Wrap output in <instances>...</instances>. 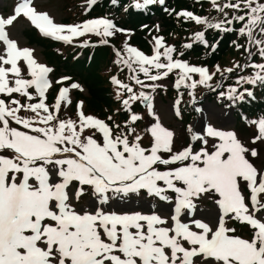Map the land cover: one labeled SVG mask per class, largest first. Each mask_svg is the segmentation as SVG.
<instances>
[{
  "label": "snow or ice",
  "instance_id": "obj_1",
  "mask_svg": "<svg viewBox=\"0 0 264 264\" xmlns=\"http://www.w3.org/2000/svg\"><path fill=\"white\" fill-rule=\"evenodd\" d=\"M97 3L89 0L90 6ZM156 3L163 6L166 0H143V4L137 0L133 6ZM210 3L224 13L223 21L213 23L187 10L176 15L245 36L249 46L244 48V64L224 69L217 64L210 72L207 66L174 59L177 49L167 46L162 36L153 37L151 56L125 43L124 53L116 51V63L129 69L136 85L153 91L162 85L146 84L140 73L157 82L179 70L173 85L177 91L198 86L215 90L228 74L252 68L253 75L238 76L235 86L219 96L232 102L254 97L252 90L241 91L239 86L264 87V63L252 62L253 48L264 60V0ZM225 9L233 10L231 18ZM21 17L45 37L64 43L88 33L108 38L126 32L109 18L58 24L47 12L38 11L33 0H18L12 14L0 15V264H264V165L258 168L249 158L260 156L257 149L245 146L234 131L208 125L202 134L189 126L190 142L177 150L176 134L161 123L151 94L137 93L116 77L112 82L128 94L122 100L129 114L123 125L112 116L103 120L85 115L83 102L78 103L77 118H62L61 104L70 105V89L61 88L51 107L46 103L52 86L48 74L53 69L39 63L33 49L20 47L7 30ZM234 22L242 26L226 27ZM193 40L209 46L203 31ZM232 43L237 50L244 47ZM192 46L187 43L184 48ZM217 47L218 43L211 45L212 51ZM20 61L30 78L23 74ZM217 73L221 80L214 88L210 82ZM71 88L79 85L73 83ZM137 101L155 118L142 131L135 125L143 116L132 111ZM179 104L177 99V116ZM250 123L258 128L252 143H264V117ZM196 142L202 145L198 150ZM85 186L92 189L94 199L77 209L73 200L86 194ZM141 192L173 205L172 214L114 210V203L127 204ZM208 197L218 208L214 224L196 218L197 202ZM230 224L242 226L248 236L238 234Z\"/></svg>",
  "mask_w": 264,
  "mask_h": 264
},
{
  "label": "rangeland",
  "instance_id": "obj_2",
  "mask_svg": "<svg viewBox=\"0 0 264 264\" xmlns=\"http://www.w3.org/2000/svg\"><path fill=\"white\" fill-rule=\"evenodd\" d=\"M109 1L110 0H98L97 4L90 6L89 0H33V5L38 11L47 12L53 18L54 22L64 25H75L93 19V16L103 15L99 18L112 19L119 29L126 30V32H116L113 37L104 38L102 36L88 33L84 36L73 38L72 42L70 43L59 41V43H62L59 44L52 42L50 40L51 37L41 38L40 35H37V33L32 29L33 27L31 23L24 17L19 18L18 21L14 23V26L7 29L10 33V37L16 40L20 47H28L33 49V55L36 60L39 63L45 64L46 66L53 69V71L48 74V77L52 82V86L46 93V95H51V104L49 105L50 107L54 104L61 88L70 89L68 93V96L71 100L70 105L65 106L64 102L61 104V112L64 116H67L65 118H77L78 103L83 102L82 110L85 115L90 114L103 120H107L109 116H112L115 122L120 123L121 125H123L124 122L128 120V113L126 114V118L120 119V112L126 113V111L123 110L122 100L126 98L128 94L123 89L119 88L118 85L112 82V77H116L122 83L129 84L137 93L141 91V86L136 85L134 80L131 79L132 73L127 67L126 69L120 68V72H124L121 75L111 72L112 69H115L113 61L116 63V61L119 59L116 56V51L119 50L121 53H124L125 43L129 44L130 46H134L138 50L143 51L145 54L151 56L153 55L154 48L153 37L162 36L164 37L167 46H175L177 49V52L174 53V57H176L174 59H182L196 66H207L210 72L215 71V65H202L200 62H197L192 55H186V53H184L182 57L179 56V53L185 50L184 45L194 41V34L201 31L205 33V29H207V27L203 24L198 25L194 21H188L183 17L178 18L176 12L171 11L172 8L176 7L168 6V0H166V4L161 8H164V11H166V9L170 10L171 12L167 11L168 14L165 16H173L175 19V22L170 28H166L160 18L157 17H152L153 19L146 25H143V23H138L136 26L131 25L120 27L121 25H119L115 20L119 18V16H116V14H108L109 12L96 14V8L102 7L104 2L108 4ZM17 2L18 0H0V15L7 17L12 14L14 6ZM218 2L222 4L221 1L218 0ZM196 4L197 7L194 9L178 8L176 11L177 13H179L181 10L192 11L195 15L202 18H208L210 21L217 15L219 16L220 20L223 21L225 19L224 13L215 10L214 6L210 3V0H199V2L196 1ZM125 5L126 4H122L121 8L125 9ZM225 11L228 14V18H231V16L234 14L233 10L230 11V9H225ZM157 26H159V31H157ZM234 26H238L239 28L242 25L236 22H234L232 25H226V27L232 28H234ZM27 31H33L41 40L43 39L46 41H51L53 43L51 45V49L53 52L59 55V59H63L64 56L72 57V55L81 50L80 48L84 49L85 51L92 50V56L94 50L97 48H109L110 52L108 54H111V59L113 60L111 61V64L109 61L102 64L100 73H103L104 76L106 75V86L108 87L107 95L111 99L112 107L93 106L94 102H89L87 89L80 80L79 76L64 71L63 68H60L61 64L58 61H51L46 55L45 49L43 46H41L40 42L38 44L30 43L25 35ZM235 35L236 38L234 41L240 45H243L244 47L237 50L235 45H232L231 48L233 52L227 54V58L218 64L221 69L233 67L235 63L244 64L247 60V53L244 51V48L249 46L247 38L245 36H240L238 32H236ZM105 39L108 41L107 43L102 42ZM161 51H163V49H161ZM252 51L254 52L256 49L253 48ZM177 56H179V58ZM19 63L23 69V74L25 77L30 78L28 76L26 64L23 61H20ZM116 64L118 67H120V64ZM250 69L252 68H245L243 71L236 70L233 73L228 74V78L225 79L222 84H224L227 89L229 86H234L233 83H235L237 77L240 75L248 76V70ZM178 71L179 70H174V72L171 73L169 77L157 82H151L148 80L145 81L144 79H141L146 84L156 83L158 85H162V87H157L154 91L149 88L150 90H145V92L150 93L153 97L152 103L154 105V111L159 117L161 123L165 127L175 132L176 149L179 150L182 145L187 146V144L190 142L191 133H189L187 130L189 126H191L193 130L202 134L205 127L211 125L217 129L234 131L237 134V137L245 144V146H247L249 149L255 147L260 153L258 158L249 157L254 165L258 168L264 165V143H260L259 141H257L256 144L252 143L253 138L258 134V129L249 125L244 127L239 125L238 120H236L234 115V109L232 110L231 101H229L227 98H220V92L218 94H200V92H202L201 89H203V86H198L195 90L181 87V89L177 91L173 85L177 78L176 73ZM153 74H155L154 71ZM63 77H69L70 79L64 80L63 83H57V81L61 80ZM142 77L143 76H140V78ZM194 78L198 80L199 76L195 75ZM220 80L221 77L219 73H217L210 83L213 85V87H215V85L220 82ZM73 83L78 84L79 88L72 89L71 85ZM166 88H171L174 94L169 95L167 93L164 95L162 90ZM190 91L198 92L196 95L193 93L191 97V99H195V101L192 102V107L195 112L192 118L188 120L185 125V123H181L182 119L178 118L176 114V107L174 106L176 100L179 99V95L181 96V93L183 94L182 97L184 98L185 93L187 94ZM118 93L119 99H117ZM196 109H200V111H196ZM132 111L143 116V119L138 121L135 125L138 131H142L146 126H150L155 122V118L148 114L146 105L141 104L140 101H137L132 105ZM141 121L143 126L142 128H139ZM109 123H111V121H109ZM145 143H147V141ZM211 143H213V141L210 139L209 146ZM201 146L202 145L199 142L194 144V148L197 150ZM161 170H164L163 166H161ZM85 193V195H88V197H84L79 201L73 200V204L75 207H77V209H79L82 205L86 206L90 200L94 199V197L91 195L92 189L88 186H85ZM197 204L198 211L196 213V218H200L205 220V222H211L214 224L215 217L218 215V208L214 203V199L212 197L200 199ZM151 205H156V208L153 209ZM113 208L117 211H141L145 214L149 213L150 211H158L161 215L168 216L172 214L173 205L165 204L158 199L149 197L146 193L141 192L139 197H130V202L127 204L114 203ZM187 220L190 221L191 217H188ZM229 226L237 227V225L234 224H230ZM238 234L247 237L248 231L242 229L241 227V229L238 228Z\"/></svg>",
  "mask_w": 264,
  "mask_h": 264
},
{
  "label": "trees",
  "instance_id": "obj_3",
  "mask_svg": "<svg viewBox=\"0 0 264 264\" xmlns=\"http://www.w3.org/2000/svg\"><path fill=\"white\" fill-rule=\"evenodd\" d=\"M223 3L226 2V0H219ZM141 4H143L142 0H139ZM232 2H235L232 0ZM122 4L125 5V9L121 8ZM168 6L176 7L172 8L174 12L177 13L178 8H188V9H194L197 7L195 0H168ZM132 0H118V3L114 6H110L109 3L106 2L103 3L102 7L96 8V14L97 13H103V12H109L110 14H116V16H119L118 19H115L116 22L121 25L122 27L125 26H136L138 23L145 24L146 22L151 21V18H149L152 14H158L160 20L162 21L163 25L167 28H170L173 23L175 22L174 17H166L165 15L168 14L167 11H164L161 6L156 3L152 4L150 7L146 8H135L133 6ZM232 9H230L231 11ZM234 13V12H233ZM121 14V15H119ZM235 14H241V13H235ZM213 23L222 21L220 20L219 16H215L212 20ZM233 29H238V26H234ZM236 32H221L216 29L207 28L205 29V38L208 41V47L203 45L202 43L193 41L192 47L190 49H185L183 53H186V55H192L194 59L197 62H200L202 65H208V66H214L222 61H224L227 58V54L232 53V45H234L232 42L236 38ZM26 38L30 43L38 44L41 43V46L44 47L45 53L48 56V58L51 61H58L61 66L60 68H63L64 71L67 73H71L73 75L79 76L82 83L85 85L87 89V95L88 100L90 103L94 102L93 106L96 107H110L111 106V99L108 97V87L106 86V75L104 76L103 73L101 74V66L105 62H108L111 64V54L109 48H97L94 50L93 56L90 59L88 63H86V60L83 58H78L76 60H73L69 56H64V58L59 59L58 56L53 50L51 49V45L53 44L51 41L41 40L33 31H27L26 32ZM213 43H218V47L216 51H212L211 45ZM254 55L252 57V62L255 63H264V60H262L258 54V52L254 51ZM115 65V69H112L111 72L114 74H123L124 72H120L121 69H126V66L120 64V67L113 61ZM112 63V65H113ZM253 69L248 70V75L254 74ZM140 76H143L140 79H144L147 81V78L144 77L142 73L139 74ZM235 86V83H233ZM240 90L243 91L244 88H248L254 92V97H247L245 96V99L243 101H236L232 102L233 109L235 112V118L238 120L239 125L242 127L249 125L256 127L255 125H252L250 123L251 120H258L261 117H264V87L261 86H254V85H247L244 84L242 86H239ZM215 88V87H214ZM166 91H163V94H174L171 88H166ZM227 89L224 84L221 85L219 88H207L203 86V89H201V93H210V94H218L221 91H227ZM141 91L150 90L149 88H142ZM33 91V90H30ZM207 91V92H206ZM160 92V91H158ZM198 91H193L194 95H196ZM46 103L48 105L51 104V95H46ZM192 95H189V93H185L183 102L181 103L180 107V119H182V124L187 123L188 120H190L194 114V109L192 107V102L195 99H191ZM17 98L18 94H17ZM22 102H26L22 100ZM36 102V101H33ZM112 107V106H111ZM123 111V110H122ZM126 113L120 112V119L126 118ZM60 115L62 118H65L67 116H64L62 112H60ZM142 121L140 122L139 128H142ZM248 127V126H247ZM258 129V128H257ZM247 130V129H246ZM238 228L241 229L242 226L237 225Z\"/></svg>",
  "mask_w": 264,
  "mask_h": 264
}]
</instances>
